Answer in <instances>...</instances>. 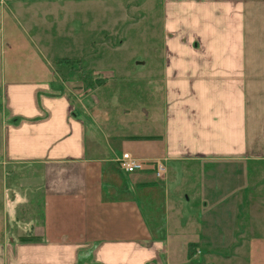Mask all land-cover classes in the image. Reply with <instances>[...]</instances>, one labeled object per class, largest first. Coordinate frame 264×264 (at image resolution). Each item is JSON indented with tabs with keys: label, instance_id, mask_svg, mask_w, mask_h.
<instances>
[{
	"label": "crops",
	"instance_id": "0c3cea01",
	"mask_svg": "<svg viewBox=\"0 0 264 264\" xmlns=\"http://www.w3.org/2000/svg\"><path fill=\"white\" fill-rule=\"evenodd\" d=\"M147 6L159 24L152 37L139 31ZM116 10L138 45L122 37L111 49L127 47L123 68L157 97L148 117L96 94L123 78L94 65L105 30L91 38L92 24L72 19L66 35L53 34L78 33L68 53L51 55L53 37L42 40L60 19L69 26L74 14ZM11 37L19 50L10 58L34 63L6 75ZM86 76L96 79L80 90ZM130 115L157 131L127 134ZM121 139L132 150L119 149ZM121 152L161 158L166 172L157 180L148 163L125 173ZM249 162H264V0H0V264H264V235L247 238L264 231V179L236 186L229 252L218 255L224 248L212 237L219 203L234 196L233 174L258 170ZM223 168L224 186L214 174ZM200 170L207 175L194 177Z\"/></svg>",
	"mask_w": 264,
	"mask_h": 264
},
{
	"label": "rangeland",
	"instance_id": "374dc122",
	"mask_svg": "<svg viewBox=\"0 0 264 264\" xmlns=\"http://www.w3.org/2000/svg\"><path fill=\"white\" fill-rule=\"evenodd\" d=\"M152 9L153 8H148V6L146 7V10L149 13L148 14L149 16H147V17L145 16V18L142 19V26L139 29V31L143 30L141 32L142 36L150 35L152 37V34H155V32H157V30H158V26H159L158 22L153 23V21H155V19H157V18L154 17V12L152 11ZM143 14L146 15L144 11H143ZM124 16H125L124 12L119 13V12H117V10L111 11V12L104 11V14H102L100 12H92L89 14L88 13L87 14H74V15L68 17L69 26H68V23H66L64 18L60 19L57 23H55V26L52 27L53 31L50 30L46 26L45 28H47V30L42 32V40L49 42V40L52 39L53 34L55 32H58V35H66V31L64 30L65 27L66 28L69 27V29H73L72 25H71L72 19H78L81 23H82V21H85L84 26L86 28H87V25L89 26V24L91 23L92 24L91 26H93L90 28L91 38L97 37L98 34L95 32L92 33V31L98 29L97 28L98 26L100 27L99 28L100 30H105L107 32V38L102 39V40L99 38V40H101L103 43L100 44L99 50H98V52L100 53L99 56L103 55L104 59L99 58L101 62H99V64H94V65H101V66L102 65H106V66L109 65V66H112L114 69H118V71L121 70L123 72V78H121L120 81L119 80L114 81V79L107 80L106 86L102 87V89H99V91L96 94H98V96L100 97V99H102L103 102L104 101L107 102V106L113 105L112 102H114L115 103L114 105H117L116 108L118 107V109H120V107H121V109L123 110V107H124V109H128V110L132 111V113L134 111H136L137 106H139L138 107V113H140L143 116H144V114H146L148 117L150 105L153 104V101H154V104L157 103L156 102L157 97L155 95L152 97L151 93L147 92L143 88V86H142L143 80L142 79L135 78L131 72L126 71L127 68H123V65L129 63L130 58H131L130 57L131 52L127 50V47L131 46V48L134 49L132 44L138 45L137 42L133 41L135 34L133 35V40H131V42H130L129 34L132 32V30H130L128 28L129 23L123 21ZM82 17L84 18V20ZM119 17H122V21L119 20ZM102 18L105 20L103 22L102 21L100 22L99 19L101 20ZM87 20H88V24H86ZM113 22L116 24V27H113L111 25V23H113ZM109 25H111V26H109ZM42 28H43V26H37L36 28H34L33 32L37 35H40ZM55 28H57L56 31H55ZM62 32L64 34H61ZM18 33L19 32L16 30L15 35L17 38H19ZM81 33L84 34V36H87L86 31L81 32ZM139 34H140V32H138V36H139ZM77 35H78L77 32L73 33L71 30L68 31L69 37L66 36V38L71 39L69 45L67 44V39L64 38V36H61V37L54 36L53 40H52V42L54 41L53 44L51 42V43H48V46H47L49 54L52 55V53H68L69 51L74 49L76 45H72V42L75 43V41L73 39L75 37H77ZM122 37L127 38V47H125V46L124 47H117V49H115V50L111 49V47H113L114 41L119 39V38H121V40H122ZM135 39H136V36H135ZM10 40L13 41V45L9 49V50L12 49V51H9V52L5 51V61H3V66H4V70H5L6 75H8V73L13 72L14 70H22V68H24V66L26 68L27 65L34 63V62L29 61V60L26 62L21 61V58H20V61H16V60L11 59L10 56L13 54H17L18 52H15V51L19 50V47H17L18 44L13 39V37H11ZM66 59H63V61H64L63 64H65L67 66L68 64H66V63H69V62L66 61ZM135 62L136 61L134 59L132 61V63L135 64ZM43 64H44V61H43ZM37 67H38V65H37ZM124 71H126V72H124ZM78 73L81 76L82 73H84V72L80 70ZM124 73L126 76H124ZM63 75H65V74H63ZM65 77H67V76H65ZM95 79L96 78L91 79L88 76H86L84 78L81 77L79 79L80 80L79 84H80V88H82V89H80V90H85V91L88 90V88H90L92 85L91 84V82H93L92 80H95ZM116 88H117V90H116ZM116 108H115V110H116ZM156 109H158V108H156ZM106 110H107V108H106ZM114 113L116 114V111H114ZM118 115L120 116V113ZM106 117H108V115H106ZM129 117L132 119L133 116L130 115ZM129 117L124 118L125 120L122 119L124 121V124H121L122 128H125L127 131H129V132H127V134L136 133L135 131H139L138 133L146 132V131L148 132L149 130L151 132L157 131L156 125H154L156 123L148 124L149 122L153 121L152 119H150L149 121L147 120V122L142 120V122H144V123H142V122H139L135 119H132V122H131V119H129ZM142 118L143 117H141V119ZM115 121H118V120L116 119ZM123 133H124V131H122L121 134H123ZM116 145L121 147L119 149H122V147H127V149L132 150L130 147L131 144L129 142L124 143V139L117 140ZM247 165L251 166V167L254 165H258L259 167H258L257 171H255V172L252 171L251 173L249 172V174L246 177L242 176L240 179L237 178L238 174L235 172L233 174L234 175L233 185L235 186L233 198L229 197L228 200H221V202L219 203V204H222L220 206H223V211L220 212V206H219L218 207L219 208L218 217H219V221H220L219 224L220 225L218 226V228H216V232L214 234L215 236H212V237L215 239L216 245L223 246V248H224L223 252H220L218 254L220 256L225 255L226 252H229V250H230L228 247L229 246L228 244L231 241V236H229L227 234L228 229H226L227 225L228 226L231 225V223H229V219L232 216L231 210H230L231 209L230 204L233 203L234 200H241L240 192L236 191V186H242L241 185L242 183L244 185H248L249 180H250L251 184H256L259 178H261V180L264 179V162H257V163H250L249 162ZM203 171L204 170H200L199 173H197V172L193 173L194 177L199 176L201 178H204L205 175H207V174L201 173ZM216 173L218 175V180H219L218 185L224 186L225 183L223 180H224L225 175L231 176V173L227 172L224 168L218 169V172L216 170L214 174H216ZM193 175L191 172L188 173L187 174L188 180H191L193 183H197V181L195 179H192L190 177ZM245 187H247V186H245ZM250 201H255V200H249V202ZM250 215H251V222L255 223V221L257 220L256 217L258 215V204L251 205ZM258 231H261V230H258ZM258 231L256 230L251 235L249 234V236L247 238H249L251 240L252 236H254L255 234H258L259 236L264 235V231H261V232H258ZM247 238H245V239H247ZM258 240H259L258 244H261L264 241V238L261 237V238H258ZM255 243H256V240L253 241V243H251V246L253 247L255 245ZM224 251H226V252H224Z\"/></svg>",
	"mask_w": 264,
	"mask_h": 264
},
{
	"label": "built area",
	"instance_id": "2783aa9c",
	"mask_svg": "<svg viewBox=\"0 0 264 264\" xmlns=\"http://www.w3.org/2000/svg\"><path fill=\"white\" fill-rule=\"evenodd\" d=\"M119 167L125 173H135L144 170L145 165L150 163L152 165V173L155 179H161L165 172L166 166L165 162L161 158H155L152 160H141L132 156L129 152H121V154L115 158Z\"/></svg>",
	"mask_w": 264,
	"mask_h": 264
},
{
	"label": "trees",
	"instance_id": "16d2710c",
	"mask_svg": "<svg viewBox=\"0 0 264 264\" xmlns=\"http://www.w3.org/2000/svg\"><path fill=\"white\" fill-rule=\"evenodd\" d=\"M67 61V60H66Z\"/></svg>",
	"mask_w": 264,
	"mask_h": 264
}]
</instances>
